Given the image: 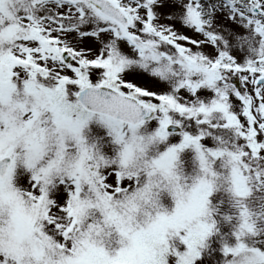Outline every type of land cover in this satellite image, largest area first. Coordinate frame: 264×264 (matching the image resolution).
<instances>
[{"label": "snow or ice", "instance_id": "snow-or-ice-1", "mask_svg": "<svg viewBox=\"0 0 264 264\" xmlns=\"http://www.w3.org/2000/svg\"><path fill=\"white\" fill-rule=\"evenodd\" d=\"M0 264H264V0H0Z\"/></svg>", "mask_w": 264, "mask_h": 264}]
</instances>
